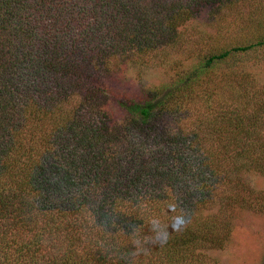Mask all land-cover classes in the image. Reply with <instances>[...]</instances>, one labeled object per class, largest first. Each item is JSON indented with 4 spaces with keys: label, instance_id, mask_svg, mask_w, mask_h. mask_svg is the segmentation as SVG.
Returning a JSON list of instances; mask_svg holds the SVG:
<instances>
[{
    "label": "trees",
    "instance_id": "1",
    "mask_svg": "<svg viewBox=\"0 0 264 264\" xmlns=\"http://www.w3.org/2000/svg\"><path fill=\"white\" fill-rule=\"evenodd\" d=\"M240 1L0 0V264H216L230 210L262 209L246 180L263 170L264 143L200 83L264 46V12L218 27L169 85L112 98L116 125L106 80L113 57L142 64L198 12ZM176 216L185 225L166 244L134 254L151 218Z\"/></svg>",
    "mask_w": 264,
    "mask_h": 264
},
{
    "label": "rangeland",
    "instance_id": "2",
    "mask_svg": "<svg viewBox=\"0 0 264 264\" xmlns=\"http://www.w3.org/2000/svg\"><path fill=\"white\" fill-rule=\"evenodd\" d=\"M259 1L257 5L241 0L238 6L235 4L225 11L219 9L214 12L210 6L206 7L194 20L184 23L174 35V41L164 39L157 49L146 57L141 56L142 64L133 59L137 55L113 57L108 65L110 78L106 83L110 91L106 97L110 101H107L108 116L105 117L112 124H118L124 115L111 101L112 98L122 99L124 95L138 97L148 88L169 85L177 74L184 72L183 69L189 70L194 61L203 56L206 47L203 42L208 43L215 37L218 27L228 22L234 25L236 15L243 19L252 12L257 13L256 7L264 12V0ZM248 25L246 23L239 36L242 32H251L256 24ZM210 88L215 95L212 98L214 106H226L228 110L245 115L248 122L254 121L255 135L264 143V46L231 54L228 59L214 65L200 83L201 90L207 89L209 93ZM201 113L202 110L194 113L191 119H196L194 126L199 127L204 119L205 114ZM261 163L264 164V159ZM262 169L250 173L246 180L254 194L262 195V209L257 212L245 207L230 210L226 217L229 224L226 244L220 250L208 252L216 264H264V167Z\"/></svg>",
    "mask_w": 264,
    "mask_h": 264
},
{
    "label": "clouds",
    "instance_id": "3",
    "mask_svg": "<svg viewBox=\"0 0 264 264\" xmlns=\"http://www.w3.org/2000/svg\"><path fill=\"white\" fill-rule=\"evenodd\" d=\"M150 230L153 235L144 236L141 238H136L133 240V245L136 249L135 255H139L140 252L146 251L144 245L149 243H159L161 245L166 244L168 237L170 235L169 228L173 231L178 230L185 225V218L181 216H176L170 218L168 221L162 220L160 217H153L149 220ZM134 229V233H135Z\"/></svg>",
    "mask_w": 264,
    "mask_h": 264
}]
</instances>
